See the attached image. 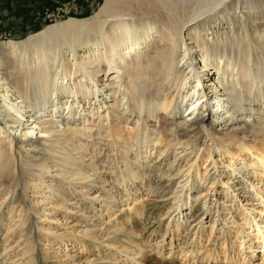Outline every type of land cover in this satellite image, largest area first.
Returning <instances> with one entry per match:
<instances>
[{"label": "rangeland", "instance_id": "1", "mask_svg": "<svg viewBox=\"0 0 264 264\" xmlns=\"http://www.w3.org/2000/svg\"><path fill=\"white\" fill-rule=\"evenodd\" d=\"M72 1L73 0L67 2L63 0H0V43L22 41L28 38L30 35H36L40 33L49 26L69 19L82 20L90 18L96 12H98L100 6L104 2V0H96L94 4L92 3V0ZM77 1L80 2V7L75 5L77 4ZM219 2L220 1L218 0H177V17L182 22L194 19V21H192L190 24L202 21L203 19L216 15L220 11L222 6L218 5ZM63 5H73L74 9L72 11H69L68 13L60 12L59 9H63ZM134 18L139 20L143 19L144 17L136 14L134 15ZM158 21L161 22V20ZM263 32H260L261 34L260 36H258L257 42L252 36H250L249 38V35L246 36L242 33L241 35L240 33H235L228 38L220 36L219 38H217L218 40L216 39L210 42V45L212 46V48H210V51L211 53L213 51L212 54L214 55L210 53L211 57L209 60L212 62H218L219 65L224 68H226L227 64H229L230 61L234 62L233 59L236 57L240 59L246 53L252 55L249 69L255 73L256 79L253 82L243 81L242 84L238 86V88L234 91L235 100L232 102L233 107L231 106L226 110L217 108V99H214L216 96L213 95L215 91L210 89V83L204 82V80H206V77L203 76L204 74L201 72V69H199L200 65L197 63L198 57L196 56V53L193 52L194 50L187 51V48L185 46L186 41L183 38V34H176V41H173V44L171 43L173 47H176L170 49V53L172 52L171 54L173 56L172 63L167 64L166 66V70L170 74L169 82L172 83L175 77L181 74L180 70L184 66L185 68L183 69L186 70L185 74L187 77L186 80H183L182 88L180 92H178V102L176 104V109L174 108V106L172 108L175 110L177 119L185 118L187 120H190L193 117V115L188 116V114L190 113V108H192L191 103L195 101L199 96H204L207 94L208 97L206 98L210 99V101L208 102V104H205L204 109L208 108L215 113V118H210V120L214 122V131L218 133L215 134L216 136L214 135V139H218L219 134H226L227 132H229L232 118H234L235 120L239 119L245 121L250 114L254 115V117H259L261 115V117H264ZM88 36L89 35H82L79 40V44H81V42L85 43L88 39ZM157 36L153 38V43H151L148 48H146V46H143L144 48H146L144 49V51L147 53H145L144 56H153L158 47L167 45V43L161 42L159 40L160 38ZM41 48L47 54L48 64L46 67V71L48 73H51L56 70V67H58L57 62L55 61V54H57L60 50H56L55 46L51 43H47ZM33 52L32 50L28 51L29 55L33 54ZM79 55H81V53H79ZM216 57L218 59H216ZM261 57H263L262 60L260 59ZM109 68L110 67L103 62L94 65H87L86 67L79 69V71L75 75H73V78L66 79L65 83L67 81L68 84L73 85L74 83L82 79V82H86L85 85L88 90L84 89L86 91L85 93L83 92L81 93V95L76 94L77 96L73 98L72 95L69 94V92L65 93L62 90L55 91V95L50 94L46 102V106L43 109H40V105H38L40 103L34 100L31 104L32 107L29 106L28 108V105L23 103L22 100L20 101V99L16 98L15 94H13L12 88L9 85H6L4 81L0 80V126L3 130L2 133L0 132V139H3L9 133L15 138H20V129H23L25 127L27 128V126L30 125L31 122L28 121H32V119H34L31 117L36 111H39L37 115L42 114L45 119H50V116L60 115L62 109L65 108V104L68 106L71 105L73 107L74 113H72L73 116L70 115L72 116L70 117V119L81 120L83 118H86L87 121L88 118H90V120L92 119V123H90L91 121L87 122L86 126L92 127V130L93 127L95 128L91 134L93 137L89 140H84V147L82 146V148L79 150L77 159L83 164L86 163L85 166H87L89 170L92 169V167L99 166L96 173V180L98 183L96 185L92 184V190L88 192L91 196L82 192L81 189H78L73 185L70 186L68 183L71 182L66 179L64 180L65 183H63L64 186H62L61 192L58 193L57 191H53L51 189V186L54 183L49 182L51 181V178L48 177L47 174H45L44 177H38L39 169L36 167H24V169L29 170L26 174L27 178L25 179L24 183H0V199L3 200V198H7L10 188H14V190L20 195V200L13 204V206L11 205L10 209L8 210L9 214L5 216V219L3 220L4 222L2 221L3 227L0 231V264H30V262H28L30 254H24L26 240L32 241L38 247V254L42 259L41 264H124L122 262L124 261L123 259L129 258L132 260H140L141 258H143V254L145 252L150 254L157 253L162 245V235H164V233L166 232V228L168 227V225L169 227H171L173 223L172 218H169V216H167V213L169 212L170 207L172 208V206H175V204L178 202V199H175L174 197L171 199V189H167V191L165 192L167 197H164L162 199L158 198L159 196L156 194L151 195V191H153V193H156L157 191H160L159 189L163 190L164 184L161 183H168L166 184L165 188H169V183H172V179L176 177L175 175H171L175 173V168L178 166L182 167V171L181 174H179V176L176 178L177 181L174 182L175 184L173 186V189L176 188L177 192L180 191V187L183 185L177 183L185 180V175L189 177L192 176V174H195L194 172H196V182L195 180L191 181L192 177H190L191 179H189V182L187 184L189 188H191V184L192 186H194V189L192 191V199L188 203V213H190V217L192 216L190 220L191 223H187V221L185 220L183 222L184 229L189 228L191 224L193 226L190 228L189 233L184 232L187 237L184 235V233H182L183 237L179 238L180 243H184L185 241L187 242L186 244L182 243V245L180 246V250L176 251L178 253V258L182 260L185 259L184 255L186 254L187 246L189 247L191 243H193V239L191 236L195 235V239H197L198 234L197 232H195V230H193V228H195V226L198 224L199 225L197 227V230L200 229L202 225H204L205 227L204 235L202 236L203 238L202 240H199L201 244L200 248L203 249V252L209 250L213 246V244L214 246L216 245V248L221 249V244L222 242H224V240H222V235H220L219 233L217 234V231H215L219 224L214 226L213 223H211L210 219H207V217L210 216L209 214L205 213V215L203 216L204 210L196 213V210L199 209L200 206L202 208V206L204 205L203 203L207 202L206 206H211V209H214L215 207V215H221L224 212V216L226 218L223 222L222 232H225V235L231 238V241L233 242V245L236 249L235 259H240L242 256V254H239L238 252L240 250V237L236 238V232L238 229H240L241 231L242 228H251L249 225H246V216H244V212L245 214L252 213V217H256V220L260 223V226L263 227L264 225V212H262L264 210V167L261 166L259 162H248V168L246 169L243 166V163H247V161H249L250 159L246 158V162H244L246 156H239V158L238 156L233 157L232 155H220L217 153L216 156L214 154L213 158L207 160V158H205V150H208V148L210 147L209 144L213 145L214 143H216V140H213L212 143L208 141V145H202L201 150L199 148H196L194 150V153L193 150L189 147V153L187 151L188 155H190V157H188L189 159L185 157L187 156V153H181L180 155L183 146H176V151L178 150L177 152L173 151V148H167V143L169 142L170 138L167 137V134L160 128L161 125H159L160 116L162 115V113L155 115L154 118L151 119L152 125L154 124L155 126H150L149 129L140 128V130H138L139 137L136 139V141H132V138H130L129 135L131 129L133 128V125L121 123L118 127V130L121 131V134L123 136H125V139L117 140L119 145L116 147L109 144L107 142L109 141V138L106 137L110 135V132L104 128L102 130H97V123L103 121L104 125L106 126L107 122L110 119L113 121H117V114L113 112L112 107L116 103V101H123L122 106L120 107L121 113L128 110L129 108L127 107L128 105H130L126 104L129 103L127 97L125 98V100L123 99L126 96L125 91L119 92L116 97H114L113 95L107 96L106 91L113 87V82L116 81L113 78L116 77V70L114 69L112 71H108ZM199 76L203 77L200 82L196 81L198 80L197 77ZM221 93L222 92H219V94ZM2 102L4 103V107ZM23 105L27 107H24ZM189 106L191 107L189 108L188 113H185V109ZM8 110H10V113L8 112ZM230 112L232 113V115ZM108 113L109 115H107ZM128 114L132 116L130 123L137 119V113H132L128 110ZM106 115L107 117H105ZM16 116L18 117V125L20 127L14 125L13 123V119ZM94 121H96L97 123H93ZM131 124H133V122ZM61 127L63 126L60 125V128ZM80 127H82V125H80ZM61 129H64V127ZM103 135L105 137H103ZM157 139H160V141L156 142ZM125 142L133 145L132 150L130 151L128 156L124 153ZM226 144L227 143H225L224 145ZM250 144H253L260 148V152H262V150L264 151L263 140H258L252 143L250 141ZM237 146L238 145L232 146L231 148H234L231 149V151H235ZM141 147H143L144 149ZM160 150H167L169 155L168 159H159V156L161 154ZM150 151H152V153ZM235 152H237V150ZM213 162L217 164L214 165L212 164ZM230 164L234 166L233 168H235L236 166L244 167L245 171H247L244 174L241 173L242 175L237 178L235 177L236 173L233 172V168L229 167ZM33 170L35 172H33ZM214 172H216L215 175H213ZM135 174L137 175L136 177ZM53 175H56V173ZM212 175V178H214V176L217 177V180L214 184V180L211 179ZM150 182L155 183L151 185L152 188L149 186ZM142 183L144 186L141 185ZM133 184L136 186H134ZM110 186L112 187L109 188ZM227 186H229V188ZM2 187L4 188L1 189ZM223 187H227V191L221 190L223 189ZM94 189H96L97 191ZM113 190L116 193H113ZM149 191L151 194L148 193ZM92 192L94 193L92 194ZM217 193L218 197L222 198L223 201L214 203L213 200H215V198L211 199V196L216 195ZM220 193L222 195H219ZM195 195L200 196V199L197 202H192V200H195ZM85 197L88 198L86 199ZM205 197H208V200H204L203 198ZM82 199L86 200L84 201ZM210 199L213 203H211ZM231 199L232 202H230ZM9 200L10 198H8L5 205L8 204ZM40 203H42V205ZM219 203H221V205H219ZM218 205L219 209H216V206ZM69 207L76 209V213L78 212V210L82 212H79V214L71 215L68 211ZM221 207H224V210L221 209ZM28 209H32L29 212L31 214L29 224H31L32 229L27 232V230H24L28 225L21 226V224H23L25 219H27L23 212L28 211ZM220 209L221 211L220 213H218ZM230 210H233L231 212L234 213L233 215L230 214ZM136 211H138V214H142V217L135 214ZM22 213L23 215L19 216ZM213 214L214 211L212 212V217L214 216ZM261 214L263 218H261ZM251 215L249 214V217ZM13 216H18V218H12ZM81 217H85L86 220H82ZM217 219H219V217ZM14 224L15 226L12 227L13 231H10L8 233L7 231L9 230V227ZM254 226H256V223H254ZM213 228L215 230L213 231L212 235ZM118 230L121 232L123 231V234L116 239L114 233ZM186 230L187 229H185L184 231ZM129 233L130 235H132L129 236ZM248 234L253 238V229L248 230V232L246 231V235ZM167 236H169V233H166L165 239L167 238ZM215 237L216 241L214 243L213 239ZM138 244L141 248L137 246ZM165 244L168 251L170 247L167 246V242H165ZM85 249L88 250L85 251ZM167 251L166 254H168ZM260 251L256 252V254H258V256L260 257L258 259H254L253 264H264V258L262 259L261 257L264 249ZM187 256L189 257L190 255L187 254ZM244 257L245 255L243 256V258H241L242 262ZM6 258L7 261L5 260ZM72 261L76 262L72 263Z\"/></svg>", "mask_w": 264, "mask_h": 264}, {"label": "bare ground", "instance_id": "2", "mask_svg": "<svg viewBox=\"0 0 264 264\" xmlns=\"http://www.w3.org/2000/svg\"><path fill=\"white\" fill-rule=\"evenodd\" d=\"M95 1L96 0H92V3H94ZM218 1H220L218 5L222 7L216 15L190 24L192 21H194V19L182 22L177 17V0H104L98 12H96L90 18L82 20L69 19L49 26L40 33L36 35H30L28 38L22 41L0 43V80L4 81L6 85H9L12 88L13 94H15L16 98L20 99V101L22 100L23 103L28 105V108L29 106H31L34 100L40 103L38 105H40V109H43L46 106L48 97L50 96V94H54L55 91L62 90L65 93L69 92V94L72 95V98L77 96L76 94L81 95V93H85V90L88 89L85 85L86 82H82V79H80L73 85L68 84L67 81L65 83V80L68 78H73V75H75L79 71V69H82L87 65H94L104 62L110 67L108 71H112L114 69L116 70V77H113L116 81H112L113 87L106 91L107 96L113 95L114 97H116L119 92L125 91L126 96L123 99L125 100V98L127 97L129 100V103H126L130 104L127 107L129 108L128 110L132 113H137L138 115L137 119L132 121L133 124H131L132 122L130 123V121L132 119V116L128 114V110H122L124 111L123 113L120 112V107L122 106L123 101H116V103L112 107L113 112L117 114V121H113L110 119L107 122L106 126L104 125L103 121H100L98 123L94 121L93 123H97V130H102L104 128L110 132V135L106 137L109 138V141H107L109 144L116 147L119 145L117 140L125 139V136H123L121 134V131L118 130V127L121 123L133 125V128L131 129L129 135L130 138H132V141H136V139L139 137L138 130H140V128L149 129L150 126H155L154 124L152 125L151 119H153L155 115L162 113V115L160 116L159 125H161L160 128L165 131L167 137L170 138L169 142L167 143V148H173V151H176V146H183L180 155L181 153H187L188 149L190 148L194 153V150L196 148H199L201 150L202 145H208V141L212 143L213 140H216V143H214L213 145L209 144L210 147L208 146V150H205V158H207V160L213 158L214 154L216 156L217 153L220 155H232L233 157L246 156L244 162H246V158H250L247 163H243V166L246 169L248 168V162H259L260 165L264 167V151L262 150V152H260V148L253 144H250V141L251 143L258 140L264 141V117H261L262 115L259 117H254V115L250 114L248 115L246 120L244 119L245 121L239 119L235 120L234 118H232L229 132H227L226 134H219V138L214 139V135L218 133L214 131V122L210 120V118H215V113L208 108L204 109L205 104H208V102L210 101V99L206 98L208 97V94L199 96L195 101L191 103L192 108H190L191 106H189L185 109V113H188V110L190 108V113L188 114V116L193 115L190 120H187L185 118L177 119L175 110L172 109L173 106L176 109V104L178 102V92H180L182 88L183 80H186L187 78L185 74L186 70L183 69L185 68L184 66L180 70L181 74L177 75L172 83L169 82L170 74L166 70V66L167 64L172 63L173 56L171 54L172 52L170 53V49L176 47H173L171 45L173 41H176V34H183V38L186 41L185 46L187 48V51L194 50L193 52L196 53V56L198 57L197 63L200 65L199 69H201V72L204 74L203 76L206 77V80H204V82L210 83V89L215 91L213 95L216 96L214 99H217L216 101L218 104H216L218 109L226 110L231 107L232 102L235 100L234 91L238 88V86H240L243 81L253 82L256 79L255 73L249 69L252 55L246 53L240 59H238L237 57L234 58V62H231L230 59L229 64H227L226 68H224L221 67L218 62H212L209 60L211 57L210 48H212L210 42L216 40L220 36L228 38L235 33H240V35L242 33L246 36L249 35V38L250 36H252L257 42L258 36H260L261 34L260 32L264 31V0ZM136 14L141 15L144 18L137 20L134 18V15ZM158 20H161V22H159ZM82 35L89 36L85 43L81 42V44H79V40ZM156 36L160 38L159 40L161 42L167 43V45L158 47L153 56H144L146 53L144 49L148 48L150 44L153 43L152 40ZM47 43L53 44L56 50H60L57 54H55V61L57 62L58 67H56V70L51 73H48L46 71V67L48 64L47 54L41 48ZM143 46H146V48H144ZM29 50H32V52L34 51L33 54L29 55ZM79 53H81V55H79ZM262 58L263 57H261L260 59L262 60ZM216 59L218 58L216 57ZM197 78L198 80L196 81L200 82L203 77L199 76ZM219 92L222 93L219 94ZM64 107L65 108L62 109L60 115L50 116V119H45L42 114L37 115L39 111H36L31 117L34 119H32V121H28L31 122L30 125L27 126V128L25 127L23 129H20V138H15L9 133L4 138L2 137L3 139H0V183H24L25 179L27 178L26 174L29 171L27 169H24V167H36L39 169L38 177H44V175L47 174L48 177L51 178V181L49 182L54 183L51 186V189L53 191H57L58 193L61 192L62 186H64L63 183H65L64 180L66 179L71 182L68 183L70 186L73 185L76 188L81 189L82 192L86 193L87 195H90L88 192L92 190V184L96 185L98 183L96 180V173L99 166L92 167V169L89 170L87 166H85L86 163L83 164L79 162V160L77 159V155L79 154V150L82 148V146L84 147V140H89L93 137L91 134L95 128L93 127L92 130V127L86 126V123L92 120H90V118H88L87 121L86 118H83L81 120L70 119V117L73 116L72 113H74L73 107L66 104L64 105ZM8 112L10 113V110H8ZM107 115H109V113ZM107 115L105 117H107ZM13 123L16 126H19V120L17 116L13 119ZM90 123H92V121ZM79 124L82 125V127H80ZM60 125L63 126L64 129H61L63 127L60 128ZM2 131V127L0 126V132L2 133ZM103 137L105 136L103 135ZM159 141L160 139L156 140V142ZM225 143L227 144L224 145ZM234 145H238L236 148L237 152H235L236 150L233 152L231 151V149L234 148L231 147ZM132 146V144L125 142V155L128 156V154L132 150ZM160 151L161 154L159 156V159H168L169 155L167 150ZM150 152L152 153V151ZM188 153L186 154L187 156H185L186 158L190 157ZM212 164L215 165L217 163L213 162ZM229 167L233 168L234 166L230 164ZM244 167L236 166L235 168H233V172L236 173L235 177L238 178L240 177V175H242L241 173L244 174L247 171H245ZM181 168V166L175 168V173L171 176L175 175L176 177L172 179V183H169V188H165L166 184L168 183H161L164 184L163 190L159 189L160 191H157L156 193H153V191H151L152 194L150 193V191L148 192L151 195L156 194L159 196L158 198L162 199L164 197H167V195L165 194L167 189H171V199L173 197L175 199H178V202L175 204L176 207H170V210L167 213V216H169V218H172L173 223L171 227H169L168 225V227L166 228V232L164 233V235H162L161 248L155 254L145 252L143 254V258H141L140 260H132L125 257L126 259H123L124 261L122 262L124 264H253L254 259H258L260 257L258 256V254H256V252L264 249V225L263 227H261L260 223L256 220V217H252V213L245 214L244 212V216H246V225H249L251 228H242L241 231L240 229H238L236 232V238L240 237V250L238 252L239 254H242L241 258H243V256L245 255L243 262L240 257V259L236 260V249L233 245V242L231 241V238L229 236L225 235V232H222L223 222L226 218L224 216V212L221 215H215V207L214 209H211V206H206L207 202L203 203L204 205L202 206V208L199 205L200 207L196 210V213L204 210L203 216L205 215V213L209 214L210 216L207 217V219H210L211 223H213L214 226L219 224L216 230L213 228L212 235L214 230L217 231V234L219 233L220 235H222V240H224V242H222L221 244V249L216 248V245L214 246L213 244V246L209 250L206 249L207 251L203 252V249L200 248L201 244L199 240H202L203 238L202 236L204 235L205 227L204 225H202L200 229L197 230V227L199 225L198 224L195 226V228H193V230H195V232H197L198 234L197 239H195V235H192L191 237L193 239V243H191L189 247L187 246L186 254L184 255L185 259L182 260L178 258V253L176 251L180 250V246L183 243H180L179 238L183 237L182 233H189L190 228L193 226L191 224L190 227L185 228L187 230L184 231V220L188 223L192 218V216L190 217V213H188V203L192 199V191L194 189V186H192V184L190 186L191 188H189L187 184L189 182V179H191L190 177H192L191 181L195 180L196 182V172H194L195 174H192V176L187 177V175H185L184 178L186 179L177 183L183 184L180 187L179 192H177L176 188L173 189V186L175 184L174 182L177 181L176 178L179 176V174H181ZM33 172L35 171L33 170ZM55 173L56 175H53ZM215 174L216 172L213 173V175ZM213 175L211 176V179L214 180V184L217 180V177L214 176V178H212ZM136 176L137 175L135 174V177ZM153 184L155 183L150 182L149 186L151 187V185ZM141 185L144 186L143 183ZM111 187L112 186H110L109 188ZM227 187L229 188V186ZM227 187H223V189L221 190L227 191ZM3 188L4 187H2L1 189ZM93 193L94 192H92V194ZM113 193L116 192L114 191ZM219 195L222 194L220 193ZM8 198H10V200L8 204L5 205ZM85 198L87 199L88 197ZM194 198L195 200H192V202H197L200 199V196L195 195ZM207 198L208 197H205L203 199L208 200ZM213 198H215V200H213L214 203L223 201L222 198L218 197V193L211 196V199ZM86 199L82 200L85 201ZM232 199L230 202H232ZM18 200H20V195L14 190V188H10L6 199H0V231L3 227L2 221L5 219V216L9 214L8 210L10 209L11 205L13 206V204L18 202ZM213 202L211 201V203ZM40 204L42 205V203ZM219 205H221V203H219ZM219 205L216 206V209H219ZM68 209L67 210L71 215L79 214V212H82L78 210V212L76 213V209L70 207ZM221 209L224 210V207H221ZM221 209L218 211V213H220ZM31 210L32 209H28V211L23 212L27 219H25L21 226L28 225L24 230H27V232L32 229L31 224H29L31 219V214L29 212ZM213 211L214 216L212 217L211 215ZM232 211L230 210V214L233 215L234 213H231ZM262 212H264V210ZM23 213L19 216H22ZM135 214L142 217V214H138V211H136ZM249 214L251 215L250 217ZM16 217L18 218V216H13L12 218ZM218 217L219 219H217ZM81 218L82 220H86L85 217ZM261 218H263L262 214ZM254 223H256V226H254ZM13 226H15V224L9 227V230L7 231L8 233L10 231H13ZM250 229H253V238L249 234L246 235V231L248 232V230ZM122 232L118 230L114 233L116 239L123 234ZM166 233H169V236H167L166 238L167 240L165 239ZM131 235L129 233V236ZM215 241L216 237L213 239L214 243ZM165 242H167V246L170 247L168 251L166 249ZM186 242L187 241H185L183 244H186ZM137 246H139V244ZM36 247V244H34L32 241H25L24 254H30L28 261L30 262V264L42 263V259L38 254V247ZM86 250L88 249H85V251ZM166 251L168 252V254H166ZM187 254L190 256L188 257ZM261 257L262 259L264 258V251ZM5 260L7 261V258ZM74 262L76 261H72V263Z\"/></svg>", "mask_w": 264, "mask_h": 264}, {"label": "built area", "instance_id": "3", "mask_svg": "<svg viewBox=\"0 0 264 264\" xmlns=\"http://www.w3.org/2000/svg\"><path fill=\"white\" fill-rule=\"evenodd\" d=\"M63 9H59L60 12H65V13H68L69 11H72L74 9V6L71 5H63Z\"/></svg>", "mask_w": 264, "mask_h": 264}, {"label": "crops", "instance_id": "4", "mask_svg": "<svg viewBox=\"0 0 264 264\" xmlns=\"http://www.w3.org/2000/svg\"><path fill=\"white\" fill-rule=\"evenodd\" d=\"M73 1H74V0H73ZM73 1H72V2H73ZM75 5L79 6V5H80V2H79V1H77V4H75ZM79 7H80V6H79Z\"/></svg>", "mask_w": 264, "mask_h": 264}, {"label": "water", "instance_id": "5", "mask_svg": "<svg viewBox=\"0 0 264 264\" xmlns=\"http://www.w3.org/2000/svg\"><path fill=\"white\" fill-rule=\"evenodd\" d=\"M65 1L67 2V1H70V0H65Z\"/></svg>", "mask_w": 264, "mask_h": 264}, {"label": "flooded vegetation", "instance_id": "6", "mask_svg": "<svg viewBox=\"0 0 264 264\" xmlns=\"http://www.w3.org/2000/svg\"><path fill=\"white\" fill-rule=\"evenodd\" d=\"M63 1H65V0H63Z\"/></svg>", "mask_w": 264, "mask_h": 264}]
</instances>
